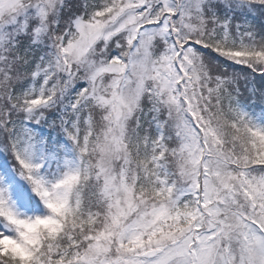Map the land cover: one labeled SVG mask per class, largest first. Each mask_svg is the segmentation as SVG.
<instances>
[{"label":"snow or ice","instance_id":"1","mask_svg":"<svg viewBox=\"0 0 264 264\" xmlns=\"http://www.w3.org/2000/svg\"><path fill=\"white\" fill-rule=\"evenodd\" d=\"M0 264H264V0H0Z\"/></svg>","mask_w":264,"mask_h":264}]
</instances>
